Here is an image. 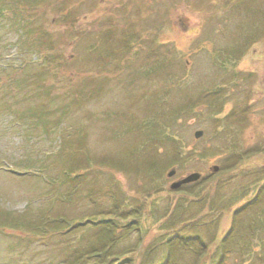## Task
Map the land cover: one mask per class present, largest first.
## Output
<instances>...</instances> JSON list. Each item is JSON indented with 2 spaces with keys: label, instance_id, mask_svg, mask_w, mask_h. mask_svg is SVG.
<instances>
[{
  "label": "rangeland",
  "instance_id": "rangeland-1",
  "mask_svg": "<svg viewBox=\"0 0 264 264\" xmlns=\"http://www.w3.org/2000/svg\"><path fill=\"white\" fill-rule=\"evenodd\" d=\"M6 1L0 264H67L97 228L48 233L46 214L105 216L115 200L151 215L113 245L141 242L137 264H264V0ZM66 146L92 166L78 186L60 180ZM194 171L220 188H170ZM175 199L196 239L169 248L156 222Z\"/></svg>",
  "mask_w": 264,
  "mask_h": 264
},
{
  "label": "trees",
  "instance_id": "trees-1",
  "mask_svg": "<svg viewBox=\"0 0 264 264\" xmlns=\"http://www.w3.org/2000/svg\"><path fill=\"white\" fill-rule=\"evenodd\" d=\"M5 3L12 4V7L13 5L17 7L15 0H7ZM4 8L5 7L0 5V12L7 10ZM70 151L74 152V154H72L71 156L69 154ZM80 151L81 150H79V152ZM58 153L68 157L65 159L67 163L69 162L70 164L66 169H63L62 177L60 180L64 181L67 179L72 181V185L78 186L77 184L78 183L80 184V181H84L86 172L91 171L92 166L91 167L89 166L90 165L89 160L86 158V160L84 161L82 158H79V156H75L76 154H78V151L76 150L75 152V147L73 146L63 147L58 150ZM133 154H136L135 150L133 151ZM149 159L144 164L147 168V172H151L155 169H158L159 167L156 166L155 162L153 160L150 161ZM114 161L121 163L117 166L118 168H120V166L124 164L120 160L114 159ZM245 173L246 172H244L243 175H245ZM45 177L48 180H50V178H48L47 176ZM257 177L258 178L255 180V182L258 179H260V176ZM207 183L209 184V186L206 187V189L211 188L212 191L210 192L209 195H212L217 185L212 187L210 185L211 183L207 181L204 182L202 179L201 187H203ZM219 188L220 186L217 187L215 191H217ZM97 189L100 190L99 187ZM190 193L194 194L195 190H192ZM197 195L194 196L193 199L191 198V200L194 201H197L198 199L202 200L204 205L208 206L211 197H209L208 195V197L201 199ZM258 195L259 194H255L254 196L257 197ZM86 196L89 200L90 197L87 194ZM150 196L152 195H149V197ZM112 197L120 198L121 196L112 194ZM145 200L147 202L149 201L148 199ZM140 204L145 205L143 204V201L142 203L140 202ZM148 204L149 203H147V205ZM245 205L247 204H244L243 206L234 209V215L238 213V211L241 210L240 208H243ZM181 207L182 205L179 206L178 200L175 199V202L170 203L168 207H166L167 209H165V212L162 213V215L156 222L160 226L159 230H161L160 233L162 235L166 236L168 234H173L171 237H168V239H164V236L162 239V242H165L169 248H172V246L176 245L175 241H179V243H185L187 241L190 242L193 239H196V237L193 236H186L180 234V230L183 229L187 223L189 224L190 222H192L190 220L191 218H187V217L182 218V213H179L181 212L180 210ZM107 208H105L106 210L102 212V213H106L105 216L95 214V212L91 214H86V215L84 214L82 216H74V217H70L66 213H59L55 215L51 213H50L51 215L46 214V220L43 222V226H44V231L48 233L49 232L65 233L71 228L75 229L76 227L88 224L89 222L93 223L95 225V228H97L96 229L97 232L93 235L94 239L93 242L90 244L91 246L85 249H76L73 252V254H71L72 256L71 255L68 256L69 258L67 260L68 261L67 264H137L136 258L138 257L139 252H141L143 248L141 247V242L138 241L134 247H132L131 249L127 250L124 253H115V252L113 253V245L116 244V242H118V239L120 237L117 234L118 231L123 230L125 232H130L131 230H135V229L140 230L141 224L146 225L148 218L151 216L149 211L148 212H145L144 210L142 211L143 208L138 205L133 207V210H132V206L131 208H126V207L122 208L119 206L116 200L112 207H110L108 210ZM107 212H109L110 214ZM97 213H101V212L99 211ZM224 240L225 238L223 239V241ZM159 242H161V240H159ZM168 256L169 253L167 252L164 260L159 264H169Z\"/></svg>",
  "mask_w": 264,
  "mask_h": 264
},
{
  "label": "water",
  "instance_id": "water-1",
  "mask_svg": "<svg viewBox=\"0 0 264 264\" xmlns=\"http://www.w3.org/2000/svg\"><path fill=\"white\" fill-rule=\"evenodd\" d=\"M203 134V130H197L195 132V137H201ZM212 171H217L219 169V166L218 165H212L211 168H210ZM176 172V168L175 167H172L169 171H168V176H173ZM201 178V173L200 172H191L189 174H186L184 177H181L179 178L178 180H175L173 181L171 184H170V187L172 189H176L178 187H180L182 184H185V183H189V182H195V181H198L199 179Z\"/></svg>",
  "mask_w": 264,
  "mask_h": 264
},
{
  "label": "flooded vegetation",
  "instance_id": "flooded-vegetation-1",
  "mask_svg": "<svg viewBox=\"0 0 264 264\" xmlns=\"http://www.w3.org/2000/svg\"><path fill=\"white\" fill-rule=\"evenodd\" d=\"M223 1L226 2V3H223V2H222L223 5H226V4H228V5H236L237 3H239L240 0H233V1H230V2H229V0H223ZM210 3H211V2H210ZM211 4H212V5H219L220 2H218V3H217V2H213V3H211ZM211 4H210V5H211ZM225 10H227V9H225Z\"/></svg>",
  "mask_w": 264,
  "mask_h": 264
}]
</instances>
